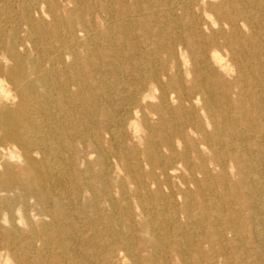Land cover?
<instances>
[{"label": "bare ground", "instance_id": "1", "mask_svg": "<svg viewBox=\"0 0 264 264\" xmlns=\"http://www.w3.org/2000/svg\"><path fill=\"white\" fill-rule=\"evenodd\" d=\"M0 264H264V0H0Z\"/></svg>", "mask_w": 264, "mask_h": 264}]
</instances>
